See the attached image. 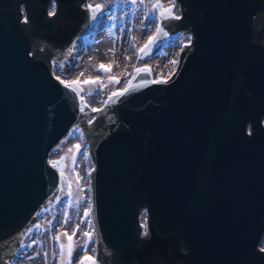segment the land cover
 Listing matches in <instances>:
<instances>
[{"label": "water", "instance_id": "water-1", "mask_svg": "<svg viewBox=\"0 0 264 264\" xmlns=\"http://www.w3.org/2000/svg\"><path fill=\"white\" fill-rule=\"evenodd\" d=\"M49 2L0 0V264L74 188L69 155L49 158L74 127L94 234L78 264H264V0H175L179 19L156 8L140 50L188 33L174 70L134 67L100 111L52 73L100 8Z\"/></svg>", "mask_w": 264, "mask_h": 264}, {"label": "rangeland", "instance_id": "rangeland-1", "mask_svg": "<svg viewBox=\"0 0 264 264\" xmlns=\"http://www.w3.org/2000/svg\"><path fill=\"white\" fill-rule=\"evenodd\" d=\"M160 1L163 7L173 4V13L179 14V5L175 0ZM89 2L93 5L99 3L103 7L91 24L92 30L76 38L69 55L62 62L52 61L54 76L63 81H79V84L89 80L103 84V87L91 90L87 96L84 95L93 108L100 107L111 92L121 89L136 66L149 65L155 79L168 77L175 68L176 63L171 62H177L182 42L189 41L188 33L177 31L170 34L147 52V55L142 56V51L139 50L153 35L157 25V10L151 6L152 0H135V2L89 0ZM100 64L111 66L110 71L98 69L97 65ZM109 76L119 82L110 83ZM85 84L89 89L94 86L93 83ZM90 95L96 99L91 101ZM100 95L103 96L102 100ZM75 145L80 146L78 150ZM63 152L69 155L64 158L68 179L76 184L78 197L81 199L71 198L69 194L64 200L44 208L14 255L11 264H78L79 259L92 255L94 251V234L93 232L91 234L92 224L88 214L89 190L82 185L86 183V179L83 178V182H79L74 168L75 165L80 164L83 168L82 172H87L91 163L86 154V145L75 127L52 149L50 160L58 158ZM65 232L67 236L63 235ZM85 232L91 234L90 240L84 236ZM68 236L72 237L71 241ZM87 239L89 242L85 246ZM69 243L72 244L70 259ZM61 245H64L63 249ZM260 246L264 247V236Z\"/></svg>", "mask_w": 264, "mask_h": 264}, {"label": "snow or ice", "instance_id": "snow-or-ice-1", "mask_svg": "<svg viewBox=\"0 0 264 264\" xmlns=\"http://www.w3.org/2000/svg\"><path fill=\"white\" fill-rule=\"evenodd\" d=\"M133 2H135V0H133ZM88 7H89V8L96 9V8H101V7H103V6H102V5H88ZM173 7H174V5H173L172 7H169V8H167V9H165V8L163 7V5H161V4H159V3L153 5V8H154V9H156V8L161 9V15H165V14H167L168 16H174V13H173ZM174 18L179 19L178 16H174ZM157 31L160 32V31H162V29L158 28ZM153 42H154V41L150 38V40H149V44L145 46V49L151 47V44H152ZM139 51L144 52L145 55L148 54L144 49H141V50H139ZM171 63H176V62H175V61H172ZM97 68H98V69H102V70H104L105 72H109L111 66H105V65H103V64H100V65H97ZM135 71H136L137 73H139V72H141V71L150 72L151 69H150V68H143V69H136ZM81 75H82V73H81ZM57 79H60V78L57 77ZM61 82L64 83L66 87H68L69 89H71V90H73V91H78V90H80V89L78 88L79 81H67V80H65V81H61ZM109 82H110V83H111V82H116V83H118L119 81L116 80V78L109 76ZM157 82H166V80H163V79H162L161 81H157ZM85 83H93V84H95V83H98V82H97V81H93V80H89V81H85ZM129 85H131V81H129ZM99 86H100V87H103V84H99ZM126 91H128L127 88L121 90L120 92H113L112 95L109 97V99L111 100L112 97H115V96H118V95H123L124 92H126ZM81 99H83V97H81ZM100 110H101V109H93V111H100ZM74 147L78 150L80 146H79V145H75ZM69 151H71V149H70ZM61 159H64V158L61 157ZM52 163H53V165H56V164L58 163V161H52ZM65 223H67V219H65ZM78 227H79V226H77V228H78ZM63 235L67 236L68 234L65 232V233H63ZM84 236L87 237L89 240L91 239V234H90L89 232H85V233H84ZM56 239H59V237H56ZM68 239H69V241H71L72 237H71V236H68ZM87 242H88V241H85V243H87ZM60 247H61V249H63V248H64V245H61ZM71 252H72V244L69 243V245H68V256H69V259L71 258ZM61 257L63 258V252L61 253ZM85 260L92 261V264H95V261H94V259H93L92 257H85ZM81 264H83V261L81 262Z\"/></svg>", "mask_w": 264, "mask_h": 264}, {"label": "trees", "instance_id": "trees-1", "mask_svg": "<svg viewBox=\"0 0 264 264\" xmlns=\"http://www.w3.org/2000/svg\"><path fill=\"white\" fill-rule=\"evenodd\" d=\"M98 82V81H97ZM82 84V88H83V94L85 95V96H87V95H89V92L91 91V90H96V89H98L100 86H99V82L98 83H95L94 84V86L92 87V89H89V86L88 85H86L85 83H81ZM77 131L79 132V130L77 129ZM80 133V132H79ZM73 183V182H72ZM73 186H74V188H72V191H71V193H70V197L71 198H77V199H81V197H78V190H77V186H76V184L75 183H73ZM83 199V198H82ZM82 201V200H81ZM86 241H88L89 242V240L87 239ZM87 242V243H88ZM87 243H84V245L86 246V244Z\"/></svg>", "mask_w": 264, "mask_h": 264}, {"label": "built area", "instance_id": "built-area-1", "mask_svg": "<svg viewBox=\"0 0 264 264\" xmlns=\"http://www.w3.org/2000/svg\"><path fill=\"white\" fill-rule=\"evenodd\" d=\"M92 99L95 100L96 98L92 96ZM86 154H87V151H86ZM87 156H88V154H87ZM79 159H81V158L79 157ZM74 168H75V170L77 172V175L79 177V182H83L82 181L83 178L86 179V183H82V185L85 187L86 190H88V170H87V172H82L81 169H83V168L80 166V164L79 165H75Z\"/></svg>", "mask_w": 264, "mask_h": 264}, {"label": "flooded vegetation", "instance_id": "flooded-vegetation-1", "mask_svg": "<svg viewBox=\"0 0 264 264\" xmlns=\"http://www.w3.org/2000/svg\"><path fill=\"white\" fill-rule=\"evenodd\" d=\"M89 4V5H93V4H91L90 2H89V0H86V4ZM53 8H54V2H53V0H50V2H49V4H48V9H49V11L51 12L52 10H53ZM92 30V28H91V25L89 26V29H88V31H91ZM264 35V34H263ZM263 40H264V36H263ZM83 96H84V94H82ZM91 106V105H90ZM91 108L92 109H95V108H93L92 106H91ZM76 129H78L79 130V132H80V134H81V131H80V128L79 127H75ZM82 138V137H81ZM144 218H145V212L143 211L142 213H141V215H140V220L141 221H144ZM145 229V228H144ZM92 255H94V251H93V253H92ZM91 256V255H90Z\"/></svg>", "mask_w": 264, "mask_h": 264}, {"label": "bare ground", "instance_id": "bare-ground-1", "mask_svg": "<svg viewBox=\"0 0 264 264\" xmlns=\"http://www.w3.org/2000/svg\"><path fill=\"white\" fill-rule=\"evenodd\" d=\"M154 61V60H153ZM81 85V84H80ZM82 86V85H81ZM83 89V88H82ZM82 94H83V90H82ZM84 98H85V100H86V97L84 96ZM102 98H103V96L102 95H100V100H102ZM90 100L91 101H93V99H92V96L90 95ZM89 104V103H88ZM89 106H90V104H89ZM93 106H96V105H93ZM91 107V106H90ZM96 107H98V106H96Z\"/></svg>", "mask_w": 264, "mask_h": 264}]
</instances>
